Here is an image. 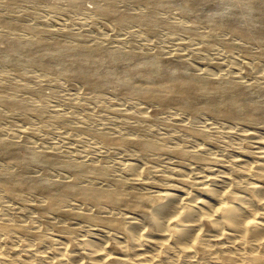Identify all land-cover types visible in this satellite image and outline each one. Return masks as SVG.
<instances>
[{"label":"bare ground","instance_id":"bare-ground-1","mask_svg":"<svg viewBox=\"0 0 264 264\" xmlns=\"http://www.w3.org/2000/svg\"><path fill=\"white\" fill-rule=\"evenodd\" d=\"M6 1L13 4L18 0ZM67 1L69 5L75 6L79 0ZM102 1L106 2L105 6L97 9L110 18L112 29L121 28L127 21L144 23L147 31L152 33L162 26L177 29L176 25L158 19L160 15L157 16L154 11V7L170 3L169 0H118L145 5L146 10L135 13L115 6L112 0ZM193 1L182 0L181 3L184 15L190 19L189 25L185 27L188 32L200 37L201 34L195 32V27L206 21L212 30L230 26L231 34L264 44V0H243L241 12L206 17V20L195 13ZM3 16L0 14V25L9 26ZM240 16L245 17L243 25H231V22ZM164 20L167 21L168 18ZM24 28L34 32L33 38H0V42L5 44L0 54V62L7 61L12 66L35 64L43 69L57 70L63 76L77 78L83 85L96 89H102L114 80L120 81L121 94L136 97L141 101L155 102L154 105L159 107L161 112L173 108L175 114L180 111L179 113L185 112L191 116L202 110L210 115L215 121L214 124L235 122L240 127L243 126V129L257 121L264 122V84H242L241 81H235L237 78L234 80L219 74L213 75L214 77H207L210 73H207L206 77L194 76L189 73V63L184 61L185 59L176 62L168 58L141 55L135 50L121 53L102 46H84L81 42L67 44L58 38L47 42L41 37L39 30L29 26ZM224 46L230 48L229 42H225ZM250 60L242 63L244 70L253 71L261 67L259 56ZM230 66H227L229 71ZM244 70L243 72L247 71ZM238 71L240 72L237 70V73ZM8 92L3 88L0 91V100L10 108H21L19 101L23 100L11 97ZM251 93L260 94L263 98L254 100L250 97ZM175 114L173 113L174 116ZM191 132L203 140L216 142L215 138L208 136L206 129L194 128ZM242 135L256 136L252 131H243ZM10 137L0 135V158L9 163L11 161L20 164L15 152L17 142L14 143V139L12 141ZM98 139L103 146L128 144L140 155L148 151L163 150L161 139L143 136L110 137L102 133L98 134ZM260 139L264 141V138ZM200 146L198 151L191 155L187 154L184 147L173 146L168 150L177 159L186 162L204 161L202 166H199L205 168L204 173L192 172V175H187L183 174L179 167H172V176L181 178V198L172 192L147 196L142 192L129 191L123 175L113 178L95 164L73 162L74 160L61 161L51 150L29 152L28 156L41 167H60L69 175L62 174L65 177H61V173H58L60 176L56 179L46 180L23 176L18 172V168V171L0 169V198L18 200L25 192L35 193L43 197L42 204L35 206L39 215L52 213L54 216H51L58 220L71 215L73 218H81L91 228V232L80 238H75L74 233L62 229H54L58 234L47 237L43 230L48 226L41 222L45 218L39 220L37 225L25 226L12 224L14 220L9 221L0 215V264H264V151H258L256 146L257 149L253 150L254 153L257 151L255 160L246 162L239 159L230 166L233 170L237 168L239 174L249 179L248 182L230 175L227 184L219 186L216 183L218 180L211 175L209 156L206 153L204 155L208 148L205 145ZM195 162L186 167L194 169L193 166L197 164ZM124 169L126 174L135 178L148 172V168L136 170L133 164H126ZM143 183L141 186H147ZM184 186L195 189L197 195L192 194L191 190L187 191V187L185 190ZM67 201H72L71 204L76 205L80 212H71L67 210L68 206L66 209L60 206ZM100 210L111 213L109 216L95 214ZM113 211L119 216H111Z\"/></svg>","mask_w":264,"mask_h":264},{"label":"rangeland","instance_id":"rangeland-1","mask_svg":"<svg viewBox=\"0 0 264 264\" xmlns=\"http://www.w3.org/2000/svg\"><path fill=\"white\" fill-rule=\"evenodd\" d=\"M112 2L115 6L126 8L134 13L146 10L145 5L132 4L129 1L112 0ZM168 2L170 3L154 7V11H156L157 16H161L158 19L176 25L177 29L162 26L155 33H152L147 31L144 23L130 21L122 24L121 28L112 29L110 18L97 9L105 6L106 2L102 0H79L75 6L69 5L67 0H18L13 4L6 0H0V14L4 15L6 22L9 23V26H5L7 28L0 25V38L3 40L25 38L26 36L28 39L33 38L34 32L24 28L29 26L39 30L41 37L47 42L58 38L67 44L81 42L84 46H102L121 53L135 50L141 55L148 54L176 62L185 59L184 61L190 66H188L189 73L194 76L206 77V74L210 73L207 74V77L208 75L214 77L219 74V76L234 80L237 78L235 81H241L242 84H247V82L259 86L264 84V69L260 70V68H264L263 43L249 40L241 35L231 34L230 26L220 30H212L206 21L195 27V30L197 29L195 32L201 34L200 37L196 36L185 30L190 19L184 15L181 9L182 0H169ZM193 5L195 13L206 20V17L212 18L220 14L241 12L243 0H194ZM163 18L166 20L168 18V20L165 21ZM183 18L184 22L182 21ZM244 22L245 17L240 16L232 21L231 25L233 23L234 25H243ZM185 23L187 24L185 25ZM225 42H229L230 48L224 46ZM2 48L3 50L5 48L4 42H0V54L3 52ZM257 56H259L261 67L259 66L253 71L251 69L244 70L241 67L243 62H248L250 59L254 60ZM227 63L229 66L231 65L230 71L227 68ZM237 70L240 72L237 73ZM243 70L247 71L243 72ZM254 70L255 74L253 73ZM234 73L238 76L236 77ZM119 84L121 85L120 81L114 80L104 88L96 89L83 85L77 78L63 76L57 70L43 69L35 64L12 66L7 61L0 62V91L3 88L7 89L11 97L23 100L19 101L22 105L19 109L10 108L0 100V135L6 138L11 135L10 139L12 138V141L14 139V143L17 142L16 146L18 147L15 152H17L16 157L19 163L21 162L20 164L11 161L9 163L0 158V169L18 171V168V172H21L23 176L39 177L46 180L48 178L49 180L56 179L62 174L69 175L66 170L64 171L60 167L52 165H42L41 167L37 162L31 161L28 156L29 152L33 151H52L57 154L61 161L70 162L74 160L73 162L95 164L113 178L123 175V180L129 191L142 192L147 196H151V194L158 196L160 195L159 192H172V194L177 193L176 196L181 198L183 196V189L180 190L182 185L179 183L181 178L173 175L179 180L174 178L171 170L179 167L181 172L187 175H192V172L204 173L205 168L199 167L204 161L200 163L189 159L190 161L186 162L177 159L168 150L173 146L184 147L187 154L190 153L189 155H191L197 152L198 147L202 144L200 147L205 145L208 148L205 150L206 152L204 151V155L206 153L209 156L211 175L218 180L216 183L219 186L227 184L230 175L238 176L236 178L248 182L249 179L246 176L239 174L237 168L233 170L230 166L239 159L252 162L255 160V153L257 152L254 153L253 150L257 148H259L258 151L260 149V151H264V141L260 139L264 138V122L257 121L243 129V126L240 127L235 122L214 124L215 121L210 115L202 110L191 116L184 112L185 116L183 112L179 113L180 111L177 112V115L173 108L161 112L159 107L154 105L155 102L141 101L136 97L121 94ZM250 97L254 100L263 98L257 93H251ZM180 114L184 116L182 115V117ZM194 128L206 129L208 136L215 138L216 142L212 143L193 135L191 131ZM243 131L254 132L256 136L253 137L255 139L251 135H249L250 137L248 135V137L243 136ZM99 133L110 137L136 138L143 136L149 139H161L163 150L148 151L140 155L128 144L103 146L98 139ZM256 146L258 147L256 148ZM181 160L184 161L185 166ZM193 162L197 163L193 166L194 169L192 167L187 168L190 167V164L193 165ZM126 164H133L136 170L148 168V172L144 176L131 177L132 175L128 173L127 175L125 172ZM45 166L46 168H44ZM170 174L171 176H169ZM63 175L61 177H65ZM139 181H144V183ZM85 182L83 183L85 184ZM141 183L147 184V186L143 187ZM186 187L184 186V189ZM187 188V191L191 190V193L193 191L192 194L197 195L195 189L189 186ZM41 198L43 197L29 192L23 193L18 200L2 197L0 198V215L9 221L14 220L12 224L18 223L25 226L37 225L40 223L39 220L45 218L46 220L43 219L45 221L41 220V222L48 226L43 230V234L47 237L58 234L54 229L69 230L75 234V238H80L82 235L91 232V228L88 227L89 224L79 217L73 218L68 215L58 220L52 217L54 216L52 213L39 215L35 206L42 204L43 199ZM65 203L64 205L59 203V205L64 206V209L68 206L67 210L71 212H80L76 205L71 204L72 201ZM97 212L95 214L99 216H109L111 213L103 210ZM114 213L111 216H119ZM101 235L103 237L102 232ZM220 240L223 241V239Z\"/></svg>","mask_w":264,"mask_h":264}]
</instances>
